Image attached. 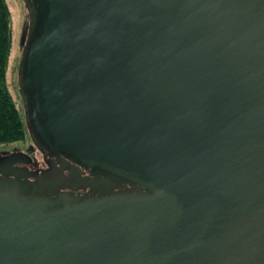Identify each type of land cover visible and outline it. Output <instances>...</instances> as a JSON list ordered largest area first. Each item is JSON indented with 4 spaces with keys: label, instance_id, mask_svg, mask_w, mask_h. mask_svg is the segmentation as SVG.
<instances>
[{
    "label": "water",
    "instance_id": "1",
    "mask_svg": "<svg viewBox=\"0 0 264 264\" xmlns=\"http://www.w3.org/2000/svg\"><path fill=\"white\" fill-rule=\"evenodd\" d=\"M21 3L0 264H264V0Z\"/></svg>",
    "mask_w": 264,
    "mask_h": 264
},
{
    "label": "trees",
    "instance_id": "2",
    "mask_svg": "<svg viewBox=\"0 0 264 264\" xmlns=\"http://www.w3.org/2000/svg\"><path fill=\"white\" fill-rule=\"evenodd\" d=\"M10 49L9 12L0 0V145L20 142L26 136L23 119L6 88L5 68Z\"/></svg>",
    "mask_w": 264,
    "mask_h": 264
},
{
    "label": "flooded vegetation",
    "instance_id": "3",
    "mask_svg": "<svg viewBox=\"0 0 264 264\" xmlns=\"http://www.w3.org/2000/svg\"><path fill=\"white\" fill-rule=\"evenodd\" d=\"M25 137L26 138L20 143L11 145L8 148L0 149V154L3 152H12V151L21 152L23 156H20L19 157L20 161L17 164H14L13 166L22 167L24 169V172H23L24 174H27V173L31 174L33 172L39 174L42 170L47 169L48 167H51L54 172L59 171L60 173L64 175H68V171L63 169V165L60 164L56 160L55 156L48 154L46 150H44L42 145L38 143L39 141L37 139H35V141L37 142V146L39 148L31 143V140L27 134ZM75 166H78V165L75 164ZM79 168L81 170V167ZM9 173H7L6 176H3L2 173H0V179L6 182L9 180H12V181H17L19 183H22V181H32L33 180V177L31 176L22 178L18 175L9 174ZM84 175L90 176V174L86 171L84 172ZM58 192H72L73 194L87 193L90 195H93L95 193L98 194L97 191H95L94 193L90 192L88 187L86 188L78 187L77 189H69V188L63 187L61 189H58Z\"/></svg>",
    "mask_w": 264,
    "mask_h": 264
},
{
    "label": "rangeland",
    "instance_id": "4",
    "mask_svg": "<svg viewBox=\"0 0 264 264\" xmlns=\"http://www.w3.org/2000/svg\"><path fill=\"white\" fill-rule=\"evenodd\" d=\"M4 1L9 12V26H10V49H9V54L7 57L6 68H5V83H6V88L11 96V99L15 104V107L18 109L19 113L22 116L21 101L17 93V88L15 84V71L20 53V48L18 46L19 34L22 24L25 21V13L21 0H4ZM25 138L26 137H24V139ZM15 144L16 143H12L8 145H0V149L8 148L11 145H15Z\"/></svg>",
    "mask_w": 264,
    "mask_h": 264
}]
</instances>
